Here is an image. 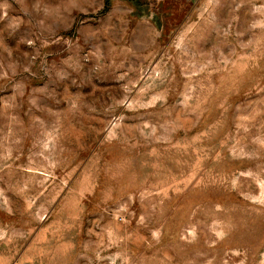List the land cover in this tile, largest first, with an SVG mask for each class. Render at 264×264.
I'll return each mask as SVG.
<instances>
[{
    "label": "rangeland",
    "instance_id": "obj_1",
    "mask_svg": "<svg viewBox=\"0 0 264 264\" xmlns=\"http://www.w3.org/2000/svg\"><path fill=\"white\" fill-rule=\"evenodd\" d=\"M0 264H264V0H0Z\"/></svg>",
    "mask_w": 264,
    "mask_h": 264
}]
</instances>
